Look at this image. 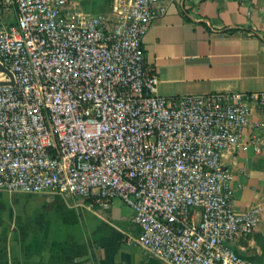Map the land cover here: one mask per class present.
<instances>
[{
  "label": "built area",
  "instance_id": "2783aa9c",
  "mask_svg": "<svg viewBox=\"0 0 264 264\" xmlns=\"http://www.w3.org/2000/svg\"><path fill=\"white\" fill-rule=\"evenodd\" d=\"M3 4L17 24L0 18V189L119 199L141 228L135 244L171 264H249L231 243L257 213L235 210L221 159L264 152L259 127L243 143L264 92L159 95L143 41L162 0H130L113 24L69 0Z\"/></svg>",
  "mask_w": 264,
  "mask_h": 264
},
{
  "label": "crops",
  "instance_id": "0c3cea01",
  "mask_svg": "<svg viewBox=\"0 0 264 264\" xmlns=\"http://www.w3.org/2000/svg\"><path fill=\"white\" fill-rule=\"evenodd\" d=\"M130 0H69L68 9L115 23ZM0 0L5 26L17 24L14 4ZM167 12L144 37L145 63L167 98L223 92H264V0H162ZM264 141V109L252 105L247 144L255 128ZM234 208L255 210L249 234L231 243L249 264H264V152L250 145L224 152ZM141 235L133 210L56 191L29 194L0 189V264H171L135 244Z\"/></svg>",
  "mask_w": 264,
  "mask_h": 264
},
{
  "label": "water",
  "instance_id": "95a60500",
  "mask_svg": "<svg viewBox=\"0 0 264 264\" xmlns=\"http://www.w3.org/2000/svg\"><path fill=\"white\" fill-rule=\"evenodd\" d=\"M0 69H3L2 67H0ZM13 82H11V84H12ZM0 84H4V83H0Z\"/></svg>",
  "mask_w": 264,
  "mask_h": 264
}]
</instances>
